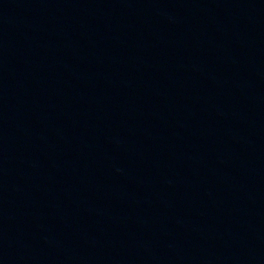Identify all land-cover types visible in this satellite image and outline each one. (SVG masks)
<instances>
[{
    "label": "water",
    "instance_id": "95a60500",
    "mask_svg": "<svg viewBox=\"0 0 264 264\" xmlns=\"http://www.w3.org/2000/svg\"><path fill=\"white\" fill-rule=\"evenodd\" d=\"M0 264H264V0H0Z\"/></svg>",
    "mask_w": 264,
    "mask_h": 264
}]
</instances>
